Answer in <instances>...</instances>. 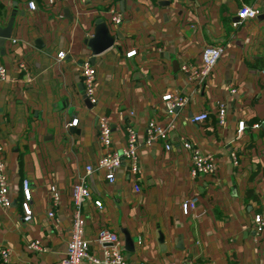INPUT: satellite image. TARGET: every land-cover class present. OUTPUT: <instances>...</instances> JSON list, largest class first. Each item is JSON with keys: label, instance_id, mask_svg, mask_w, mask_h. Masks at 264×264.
<instances>
[{"label": "crops", "instance_id": "obj_1", "mask_svg": "<svg viewBox=\"0 0 264 264\" xmlns=\"http://www.w3.org/2000/svg\"><path fill=\"white\" fill-rule=\"evenodd\" d=\"M242 6L257 16L233 25ZM110 10L120 14L118 25L109 22ZM9 19L10 37L0 49V146L10 199L0 208V248L9 251L8 264H58L63 257L72 185L103 154L98 116L109 121L112 151L124 147V128L131 126L140 142L139 169L132 179L123 163L112 183L102 170L87 177L91 198L81 214L90 255L100 257L95 237L106 229L119 238L126 264H264V247L251 234L264 200V0H56L52 6L0 0V29ZM97 20L112 45L93 56L86 42ZM210 45L222 47L219 60L202 83L190 80L180 66L197 69ZM58 52L64 58L57 61ZM84 61L95 70L94 105L83 97ZM165 94L186 99L170 116ZM218 102L225 106L223 126L215 116ZM200 113L207 119L191 124ZM71 119L76 126L66 128ZM149 121L165 129L168 150L162 142L143 144ZM183 141L214 157V175L190 177ZM23 180L30 190L28 222L19 208ZM52 195L58 198L53 209ZM191 198L194 209L183 215L180 205ZM32 241L43 251L28 250Z\"/></svg>", "mask_w": 264, "mask_h": 264}, {"label": "built area", "instance_id": "obj_2", "mask_svg": "<svg viewBox=\"0 0 264 264\" xmlns=\"http://www.w3.org/2000/svg\"><path fill=\"white\" fill-rule=\"evenodd\" d=\"M56 0H46L47 6H52ZM29 10H34L35 6L32 2L27 3ZM109 22L113 25H118L121 21L120 14L113 10L108 11ZM257 16V12L249 7L242 6L236 13L235 18L237 20L233 25L239 24L245 20L254 19ZM223 52L222 47L206 46L202 49L200 60L201 64L197 69H191L186 65H181L180 70L188 74V78L197 83H202L210 74L212 68L219 60ZM134 51L126 53V57H131ZM64 58L63 52L56 54V59L61 60ZM18 68L25 70L24 65L18 64ZM5 80V69L0 65V83ZM81 82L83 86V97L89 105L96 103L94 95V82H95V70L93 66L84 61L81 63ZM233 93V90L229 91ZM164 111L167 116L173 114L175 108L182 107L186 99L179 95L165 94L161 97ZM216 120L218 126H223L225 118V106L222 102L217 103L216 107ZM207 119L205 113L194 115L190 118L191 124L204 122ZM77 124L76 119H71L69 123L65 125L66 128L75 127ZM257 127V125H254ZM244 129L243 121L237 122L236 133L239 134ZM96 131L97 141L103 151L102 156L98 159L95 168L86 165L83 168V174L79 175L72 185L71 190V204L72 211L70 215V228L69 238L66 243V248L63 257L59 260L58 264H81L83 260H87L91 264H126V259L123 254L122 245L119 238L109 232L106 229L98 231L95 237V243L99 247L100 257L92 256L88 253V242L84 238V218L81 214L82 205L91 198V193L87 185V177L94 170H102L104 172V180L108 183H112L115 173L124 163L129 176L135 179L138 173V156L137 150L140 147L135 132L130 125L125 126V145L120 151H112L111 146V128L109 121L104 116H98L96 119ZM154 142H162L164 149L168 150L169 145L167 143V133L165 129L158 126L155 122L149 121L146 124L144 130V145H151ZM181 147L189 154V175L191 178L198 176L209 175L212 176L217 170V164L214 157L210 154H203L199 149L191 146L187 141L181 143ZM232 164L236 165V157L233 152L229 154ZM133 191L138 192L139 188L136 184H133ZM21 201L19 202V208L21 210V220L28 222L31 218V209L29 205L30 190L28 182L23 180L20 184ZM57 196L52 195L50 205L51 209L57 205ZM196 200L194 198L183 201L180 205V211L183 215H188L195 206ZM92 204L97 209L101 208V202L98 199L92 201ZM10 205V199L8 197V186L5 170V161L3 157V150L0 146V208L7 209ZM48 218H53L54 213L52 210L47 212ZM251 234L254 243L260 244L264 247V200L261 201L258 211L253 214L251 218ZM26 248L34 252H42L43 248L38 241L29 242ZM9 263V251L7 249L0 248V264ZM191 264V263H186Z\"/></svg>", "mask_w": 264, "mask_h": 264}, {"label": "water", "instance_id": "obj_3", "mask_svg": "<svg viewBox=\"0 0 264 264\" xmlns=\"http://www.w3.org/2000/svg\"><path fill=\"white\" fill-rule=\"evenodd\" d=\"M236 19V18H235ZM12 29V19L7 21L5 28L0 29V49L5 39H9ZM87 46L95 56L112 45L111 38L107 34V28L101 20H97L93 36L87 40ZM86 101V100H85ZM124 250L128 253L132 251V242L125 236Z\"/></svg>", "mask_w": 264, "mask_h": 264}]
</instances>
